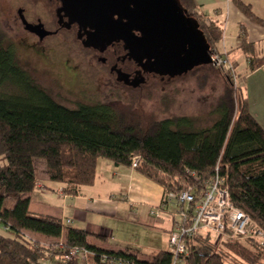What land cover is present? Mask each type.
I'll list each match as a JSON object with an SVG mask.
<instances>
[{
    "label": "trees",
    "instance_id": "1",
    "mask_svg": "<svg viewBox=\"0 0 264 264\" xmlns=\"http://www.w3.org/2000/svg\"><path fill=\"white\" fill-rule=\"evenodd\" d=\"M181 2L200 21L211 50L226 55L218 50L224 27L198 14L194 0ZM236 2L248 18L264 26L248 4ZM5 38L0 32V191L4 193L0 194V223L6 230L0 233V264H39L74 247L88 250L89 264H104L105 257L141 264L172 260L170 250L155 252L146 260L129 249L95 246L87 230L51 215L31 214V194L39 178L37 159L45 160L47 177L70 195L94 184L98 161L104 158L114 165L132 166L139 157L136 169L164 187V196L191 190L201 198L218 168L226 177L234 205L264 231V127L250 112L244 75L237 67L232 75L213 63L208 65L224 72L226 83L213 110L218 118L212 125L201 126L198 118L186 114L150 122L145 114L103 100L76 108L63 105L23 66L16 48ZM241 38L249 69L264 66V41L260 54L259 45L244 34ZM16 192L25 196L13 208H4L7 194ZM64 231L67 237L60 246L58 242L48 247L33 236L38 233L59 240ZM198 242L207 243L206 237L190 241V255L181 264H264V246L255 239L221 237L206 252Z\"/></svg>",
    "mask_w": 264,
    "mask_h": 264
},
{
    "label": "crops",
    "instance_id": "2",
    "mask_svg": "<svg viewBox=\"0 0 264 264\" xmlns=\"http://www.w3.org/2000/svg\"><path fill=\"white\" fill-rule=\"evenodd\" d=\"M241 1L251 7L254 15L264 20V0ZM194 3L198 14L218 21L224 27L218 50L225 52L230 60H235L237 71L239 68L242 69L240 74L244 75L245 94L250 112L264 127V66L251 71L249 60L240 46V36L244 34L248 41L259 45L262 54L264 26L248 18L236 0H194ZM99 161L94 184L84 185L78 194H66L61 185L41 175L31 194V214L51 215L63 220L65 224H73L87 230L90 235L89 241L105 249L117 251L129 249L139 254L140 251L133 246L140 245L127 243L122 246L120 237L116 234L119 228H124L132 222L143 230H161L162 236L158 241L153 240V243L162 244L166 241L179 215L174 203L164 202V187L148 179L132 166L114 165L109 159L99 165ZM154 207H159V214L151 213V208ZM114 237L119 241V245H108L110 238ZM37 238L61 243L64 241L45 238L43 235ZM94 238L107 245L94 242ZM164 250L160 246H153L151 253ZM85 263L89 264L87 260Z\"/></svg>",
    "mask_w": 264,
    "mask_h": 264
},
{
    "label": "rangeland",
    "instance_id": "3",
    "mask_svg": "<svg viewBox=\"0 0 264 264\" xmlns=\"http://www.w3.org/2000/svg\"><path fill=\"white\" fill-rule=\"evenodd\" d=\"M16 6L15 0H0V32L14 45L23 66L28 69L44 89L51 93L55 100L63 105L76 108L81 103H90V97H96L97 100H104L119 108H127L134 112L137 111L139 114H145L150 122L169 116L186 114L198 118L202 124L201 126H210L218 118L215 113L213 114V110L226 86L224 72L219 68L201 65L198 69L191 71L189 75L168 83L159 82L155 88L149 86L141 92L135 91V93L123 89L120 92L113 93L109 90V85L106 84L107 78L96 79L93 75L92 62H87V59L78 55L77 48L74 45L59 44V41L56 40L53 44L54 51L47 57L40 56L41 59L40 57L26 56L28 49L20 44L21 37H24V34L21 25L18 23ZM24 57L30 59L24 60ZM240 70L242 69H238L239 73ZM105 160L107 159H100L99 165ZM36 166L39 170V177L43 175L42 177L46 178L45 160L37 159ZM0 194L4 193L0 191ZM24 196L25 194L19 192L7 194L3 204L4 208H13L17 200ZM66 225L73 226V224L68 223ZM155 230L140 229L132 222L125 225L124 228H119V232L116 234L120 237L119 241L122 246L127 243L140 245L133 247L141 252L138 254L141 259L149 260L153 254L151 253L153 246H160L162 250L170 249L169 236L162 244L153 243V240L158 241L163 233L161 230ZM199 230L206 237L209 244L198 242L199 249L204 252L209 251L210 244L217 242L220 234L213 228L204 227ZM0 233L6 234L5 227L1 223ZM33 235L40 238L42 234L33 233ZM37 237L36 239L39 240ZM66 237V231H64L62 238L59 240L63 241ZM228 239L229 235L225 233L222 240ZM39 241L48 247L52 246V243L59 242L45 239ZM93 241L107 245L98 238H94ZM119 241L115 240V237L114 239L110 238L108 245L118 246ZM61 244L59 242L58 246ZM221 247H225L223 242H221ZM73 258L75 259L71 261L56 255L52 259L41 260L39 264H86L80 255Z\"/></svg>",
    "mask_w": 264,
    "mask_h": 264
},
{
    "label": "flooded vegetation",
    "instance_id": "4",
    "mask_svg": "<svg viewBox=\"0 0 264 264\" xmlns=\"http://www.w3.org/2000/svg\"><path fill=\"white\" fill-rule=\"evenodd\" d=\"M15 2L18 23L24 34L20 44L27 47L26 56L47 57L54 51L53 44L56 40L59 44L74 45L78 55L87 59V62H92L94 77L107 78L106 84L113 93L123 89L135 93L149 86L155 88L159 82H172L201 67L182 74L161 73L160 65L156 64L157 55L163 50L161 38L154 41L152 37L143 36V32L134 28L135 26L131 31L140 39L136 38L135 44L112 32L101 31L96 34L94 26L86 22L85 14H82L84 7L78 0L73 3L68 0ZM112 17L118 18L117 15ZM120 20L130 26L126 18ZM155 44L160 46L156 48ZM95 98L90 97L89 100H97Z\"/></svg>",
    "mask_w": 264,
    "mask_h": 264
},
{
    "label": "water",
    "instance_id": "5",
    "mask_svg": "<svg viewBox=\"0 0 264 264\" xmlns=\"http://www.w3.org/2000/svg\"><path fill=\"white\" fill-rule=\"evenodd\" d=\"M78 1L84 7L82 14L86 22L94 26L96 34L112 32L135 44L134 40L139 39L131 31L135 26L143 36L152 37L154 41L161 38L163 50L159 51L156 64L163 74L188 73L195 67L213 63L211 45L200 21L189 13L181 0ZM115 15L117 19H113ZM123 17L129 20L130 26L120 20Z\"/></svg>",
    "mask_w": 264,
    "mask_h": 264
},
{
    "label": "built area",
    "instance_id": "6",
    "mask_svg": "<svg viewBox=\"0 0 264 264\" xmlns=\"http://www.w3.org/2000/svg\"><path fill=\"white\" fill-rule=\"evenodd\" d=\"M242 35V34H241ZM240 36V44L242 43ZM212 61L225 72L235 75L236 64L226 55H221L217 50L212 51ZM139 157L133 161L132 166H138ZM164 202L175 204L179 218L170 233V253L172 260L165 264H181L190 255V241L197 236H204L200 228H213L223 238L224 234L229 239L257 240L264 246V231L259 228L254 220L231 200L229 186L226 177L218 173L207 182L205 193L197 198L191 190L183 192H169L164 197ZM159 207L151 208L152 214H159ZM88 250L74 247L62 258L73 260L80 255L85 261ZM104 264H141L126 259L103 258ZM144 264V263H142Z\"/></svg>",
    "mask_w": 264,
    "mask_h": 264
}]
</instances>
